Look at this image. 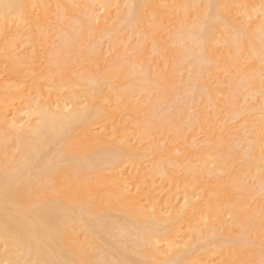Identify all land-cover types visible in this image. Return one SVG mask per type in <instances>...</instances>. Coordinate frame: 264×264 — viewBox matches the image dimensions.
Instances as JSON below:
<instances>
[{"label":"bare ground","instance_id":"6f19581e","mask_svg":"<svg viewBox=\"0 0 264 264\" xmlns=\"http://www.w3.org/2000/svg\"><path fill=\"white\" fill-rule=\"evenodd\" d=\"M152 55L168 65L151 78L131 57ZM192 81L201 142L156 112ZM258 222L264 0H0V264H264L240 234Z\"/></svg>","mask_w":264,"mask_h":264},{"label":"rangeland","instance_id":"374dc122","mask_svg":"<svg viewBox=\"0 0 264 264\" xmlns=\"http://www.w3.org/2000/svg\"><path fill=\"white\" fill-rule=\"evenodd\" d=\"M105 41H106V38H102V36H99V35L97 36V39L95 40L96 45H99V46H104ZM152 44H153V51L155 53H161V49L159 48V46L155 43H152ZM176 46L178 47L179 55L182 56V58H183V65H186V63L188 61L192 60V56H189V53L195 52V49L190 47L186 42H181V43L179 42V43H177ZM131 59H132L131 63L134 65V67L136 69L141 70L140 74H141V72H143L142 73L143 75H145L146 77H151V78L155 77L156 74L163 72L165 67L168 65V62H165L163 58H161V57L157 58L155 55L144 56L143 59H140V57H138V58L131 57ZM133 59H134V62H133ZM135 65H137V66H135ZM188 69H189V67H187V70L180 73L182 75V78H184L187 75V72H192L191 67H190V70H188ZM153 72L155 74H153ZM135 77H137V75H134V73L129 76L130 80H133ZM122 83H123V81H121V80L116 81L115 85L118 87V86H121ZM192 83L194 86L190 88L191 91L189 90L192 93H190L189 91L185 92V90H184L185 88H183L182 86H178L177 92H172L171 94H169L167 99L156 109V112L158 114L160 112V114H164V115H168V116H175L177 114V112H179V111L184 112L185 118L181 119L180 127H178L177 130L184 131L186 134H189V136L193 135V138H192L193 141L201 142L204 139V137H203L204 132L201 129H198V128L189 129L187 132V127L189 124L187 120H188L189 116H191V115L196 116L197 115V106L193 105V103L190 101V99H191V97H194L195 102L199 101V99L196 96H198V90L200 88V82L192 81ZM193 108H194V110H193ZM209 111H211V113H212L211 108H209ZM216 117H217V120L219 118H222V121L219 122L220 125L223 124L224 121H226L229 126H235L234 121H231L229 119L230 117H229L228 111L223 110L218 116H215V118ZM160 141L161 140H159V142L157 143V146L163 147L164 143H163V141H161V142ZM234 145H235L234 148H238L240 146V148H238V149H240V152H241L239 155L235 156L237 158L233 157L234 160H233L232 168L235 169L236 170L235 173H237L239 170V167L241 165H243L244 160H245V154H246L245 149H246L247 142H243V141L242 142H236V144H234ZM163 153H164V151L162 150V148H158V150L153 152L152 155H149V160L150 161L152 160L153 162H155V164H160L163 161L168 160L169 156L165 157ZM242 154H244V155H242ZM243 156H244V158H243ZM162 158H163V160H162ZM196 163L198 164V162H196ZM196 163H194L192 166L197 165ZM208 167L210 170H213V172L211 174V179H217L220 181L227 178L231 174V170H232L231 166L229 165L223 171H217V170H215L216 169L215 163L210 164ZM242 184H244V185L248 184V181H245V182L243 181ZM245 186H247V185H245ZM251 188L253 189V191L258 190V187L256 185H252ZM255 200L256 199H254L252 197L251 201H250L251 204H252V202H255ZM260 205L258 204L259 208L262 207V206L260 207ZM113 214L116 215V217H119V213L114 212ZM240 214H241V212H239V215ZM257 227L261 228L260 234L257 238L252 237L254 232L250 230L249 224H247V226H245L243 228V230L241 231L240 234H241V236L245 237L244 239L248 243H250L249 247H251V246L253 247V245H255L257 243V245H259V247H260L259 249L262 250V252H264V238L261 237L263 235L262 233H264V223L258 222ZM250 232H252V233H250ZM255 241H256V243H255ZM262 254L264 255V253H262ZM139 259L142 260L141 258H139V256H136L135 260L139 262Z\"/></svg>","mask_w":264,"mask_h":264}]
</instances>
